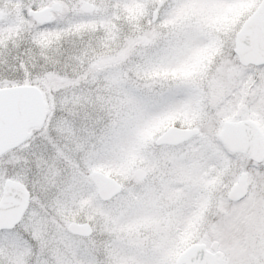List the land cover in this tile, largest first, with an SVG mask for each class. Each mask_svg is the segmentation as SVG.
I'll list each match as a JSON object with an SVG mask.
<instances>
[{"label":"snow or ice","instance_id":"1","mask_svg":"<svg viewBox=\"0 0 264 264\" xmlns=\"http://www.w3.org/2000/svg\"><path fill=\"white\" fill-rule=\"evenodd\" d=\"M0 264H264V0H0Z\"/></svg>","mask_w":264,"mask_h":264}]
</instances>
